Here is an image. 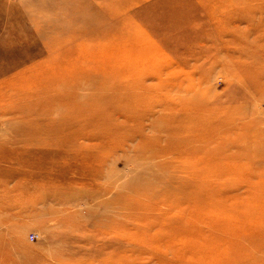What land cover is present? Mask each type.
<instances>
[{"label":"rangeland","instance_id":"rangeland-1","mask_svg":"<svg viewBox=\"0 0 264 264\" xmlns=\"http://www.w3.org/2000/svg\"><path fill=\"white\" fill-rule=\"evenodd\" d=\"M238 1L0 0V220L8 223L7 230L2 231L0 227V235L4 234L14 243H24L25 252L34 256L35 262L41 260L37 255L40 252L50 258L53 254L57 255L60 248L58 237L67 238L65 234L71 237L83 235L79 231L62 232L56 224L59 215L52 209L59 207L54 202L62 198L67 203L73 201L71 204H77V207L69 209L70 212H77L79 207L81 219L86 222L94 220L87 228L88 233L95 237L93 248L96 258L99 257L100 237L106 243V256L111 252L112 258H116L123 249L120 242L125 238V233L130 235L134 232L127 231L128 223L121 214L124 205L146 201L137 197V193L143 190L142 186L148 185L142 182L144 173L139 174L142 160L137 155L142 153L119 149L109 150L107 154L101 149L87 150L91 155L81 156L84 149L76 150L78 140L71 135V130L80 129L94 136L100 133L89 124H67L66 114L69 112L54 116L50 111L52 116L40 112L42 103L54 99L52 102L58 100L65 105L67 100L74 97V93L70 89L61 93L48 88L45 81L31 82L30 76L38 75L36 78H39V72H47L48 65L54 64L52 60L55 58L63 59L59 71H65L63 66L70 65L71 60L68 59L72 53H81L88 59L105 63L106 59L115 57L112 53L118 52L119 48H122L119 56L125 55L122 50H129V47L120 46L125 40L126 46L129 43L138 47L150 44L151 49L155 47L161 50L160 60L168 62L172 71L180 74L178 77L184 82H190L188 75L194 77L197 83L198 75L201 79L209 80L214 74L212 87L202 88L204 91L208 88L215 90L212 108L219 105L231 108L232 113H236L243 95L236 94L234 86L227 85L223 63L235 69L238 67L236 60H242L245 67H238L235 72L241 71L240 75L250 85L251 91L259 92L256 84L251 82L264 74V0ZM63 54L67 56L59 57ZM220 56L223 61H220ZM218 57L221 63L213 64ZM148 58L151 57H143L144 61ZM157 59L153 57L151 61H156L154 64L160 62ZM55 69H58V65ZM43 77L49 83L58 75L52 73ZM258 94H255V98L245 97L248 104L246 120H264V101H259L257 112L253 114L255 106H250L256 102ZM154 108L149 107L147 112ZM231 109L218 119H226ZM244 111L246 113L245 108ZM37 113L43 116H36ZM59 122H63V125ZM43 124H48L46 130L42 129ZM60 126L65 131L63 135L58 132ZM210 132L202 130L201 134L209 135ZM257 135L259 138L254 140L264 144V134ZM235 138L237 144L246 140L241 131L237 132ZM227 151L228 157L220 160L224 163H221L224 170H231V176L224 181V185L234 184L233 188L227 189L231 196L227 204L258 201L263 208L262 211L258 209V213H261L254 222L253 231L259 232L253 233L250 241L231 233L217 232L216 235L223 243L233 242L234 238L245 243L243 247L227 250L224 253L226 260L239 264H264V194L257 201L254 196L256 189H264V156L252 155L253 151H247L245 145L239 152ZM157 174L153 173L152 177ZM39 190L40 194L37 193ZM71 191L76 193L75 198L69 195ZM233 194L238 197L234 198ZM236 221L235 217L219 218L221 224H234ZM118 222L123 225V230ZM237 226L242 225L238 223ZM57 230L60 232L57 233ZM31 235H34L32 240ZM169 236V233H165V237ZM150 238L154 240L156 235L152 234ZM181 242L180 239L176 245ZM12 253L17 263L25 262L19 253ZM163 258H170V255Z\"/></svg>","mask_w":264,"mask_h":264},{"label":"bare ground","instance_id":"bare-ground-1","mask_svg":"<svg viewBox=\"0 0 264 264\" xmlns=\"http://www.w3.org/2000/svg\"><path fill=\"white\" fill-rule=\"evenodd\" d=\"M126 43V40L120 43L123 48L129 47V50H122L125 54L122 57L119 56L122 48H119V53H112L115 57L106 59L105 63L88 59L81 53H72L70 56L66 53L71 63L69 66H63L65 71H59L63 59L55 58L52 60L54 64L48 65L47 72H39V78L35 75L30 76V79L31 82L45 81L48 88H54L61 93L65 90L74 93V97L69 100L64 97L67 100L64 101L65 105L58 100L52 102L54 99L42 103L40 112H52L53 116L69 112L66 114L67 124H89L98 130L99 136L80 129L71 130V135L78 140L76 150L84 149L81 156L91 155L87 150L101 149L107 154L109 150L119 149H131L143 154V157L142 154L137 155L142 160V166L138 168L139 174L144 173L142 182L148 185L142 186L143 190L140 194L137 193V197L145 198L146 201L141 204H125L121 211L128 223L127 231L134 232L130 235L125 233V238L120 242L123 249L114 259L111 252L106 256V243L100 237L99 257L96 258L93 248L95 237L88 233L87 228L94 220L86 222L81 219L79 207L77 212H70L69 209L77 207V204H71L73 201L67 203L60 198L54 202L59 207L52 209L59 215L56 224L61 228L60 231H79L83 235L71 237L65 234L67 238L58 237L60 248L57 255L53 254L50 258L46 253L40 252L37 255L41 260L35 262V257L25 252L24 243H14L1 233L0 264L17 263L12 252L19 253L25 259V262L17 264H177L176 261L184 264H239L237 261L226 260L224 253L243 247L245 243L238 242L235 238L233 242L223 243L216 233H231L250 241L253 233L259 232L253 231V228L263 208L257 200L264 194V189L260 187L254 191L257 202L227 204V200L231 198L227 189L233 188L234 184L224 185V181L231 176V170H224V163L220 160L228 157L225 153L227 149V152H239L244 149V145L247 151L254 152L252 155L264 156V144L254 140L259 138L257 134H264V120L245 119L248 114L245 97L255 98V94L259 93L256 102L250 105L253 108L255 106L252 114L256 111L259 101H264V74H260L255 82H251L256 84L259 92L251 91L250 85L241 77V71L235 72L238 67H245L242 60H236L238 63L235 65L238 67L235 69L223 63L225 78L221 77L227 80L229 87L234 86L236 94L243 95L240 98L241 106L236 108V113H232L231 108L219 105L212 108L215 104L212 100L216 96L215 90L202 89L205 86L212 87L214 74L209 80L201 79L198 75L197 83L193 80L194 77L188 75L190 82H184L179 79L180 74L172 71L173 68L168 62L160 60V49H151L150 44L138 47L130 43L126 46ZM71 51L75 52L74 49ZM66 54L59 57L65 58ZM146 55L151 58L158 57L160 62L154 64L156 61H151V58L144 61L143 57ZM134 59L138 63L134 62ZM220 61H223L221 56ZM220 61L218 57L213 64ZM52 73H56L58 77L48 83L43 76ZM6 83L9 85L8 81ZM151 106L155 108L147 112ZM229 109L231 110L226 119H218ZM39 115L43 116L36 114ZM59 124L63 125V122ZM193 124L196 125L193 127ZM47 127L48 124L42 125L43 130ZM200 128L201 131L211 132L209 135H202ZM239 131L246 139L240 142L241 146L236 143L235 138ZM58 132L62 135L65 133L62 126L58 128ZM229 146L232 147L228 148ZM218 161L220 163H217ZM155 172L158 174L152 177ZM216 180L218 182L213 184ZM40 192L41 190L37 193ZM8 193L11 196L10 190ZM69 195L75 198L76 193L71 191ZM233 197L237 198L238 195L233 194ZM262 201L264 202V197ZM49 209L51 210V207ZM258 209L261 210L260 213ZM221 217H235L237 221L234 224H221ZM238 223L242 226L238 227ZM118 226L123 230L120 222ZM0 227L5 231L8 229V223L0 220ZM60 231L57 230V233ZM165 233L170 236L165 237ZM152 234L156 235L154 240L150 238ZM30 239H34V235H31ZM180 239L182 242L176 245ZM115 253L117 254V251ZM168 255L170 258H163Z\"/></svg>","mask_w":264,"mask_h":264}]
</instances>
